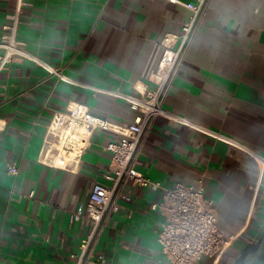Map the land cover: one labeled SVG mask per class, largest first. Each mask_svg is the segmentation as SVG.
Returning <instances> with one entry per match:
<instances>
[{"label": "crops", "instance_id": "crops-1", "mask_svg": "<svg viewBox=\"0 0 264 264\" xmlns=\"http://www.w3.org/2000/svg\"><path fill=\"white\" fill-rule=\"evenodd\" d=\"M18 0H0V40ZM18 40L63 69L75 85L58 83L29 60L17 59L0 75V264H75L90 225L74 214L93 187H111L118 136L97 130L80 170L69 173L40 162L55 113L76 104L128 126V103L97 90L141 97L159 82L164 38L176 36L192 0H24ZM165 110L231 137L264 156V0H209L179 70L164 98ZM139 170L153 185H123L118 213L107 222L96 252L104 264H170L158 236L166 223L165 190L202 186L219 229L237 236L228 251L198 264H233L264 229V167L246 151L214 141L165 118L146 137ZM19 171L14 176L9 167ZM158 183L159 186L154 184Z\"/></svg>", "mask_w": 264, "mask_h": 264}, {"label": "built area", "instance_id": "built-area-1", "mask_svg": "<svg viewBox=\"0 0 264 264\" xmlns=\"http://www.w3.org/2000/svg\"><path fill=\"white\" fill-rule=\"evenodd\" d=\"M168 1L181 4L178 0ZM208 1L192 0L190 3L182 4L192 12L193 16L183 27L177 47L173 46L176 36L168 35L164 38L162 74L154 91L137 97L120 91L97 90L129 104L130 109L137 113L136 119L130 125L114 124L92 114L87 106L81 104L68 107L66 112L54 114L40 151V162L50 168L69 173L78 172L83 157L92 145L93 133L97 130L119 137L117 141L110 142L107 146V150L112 153V165L111 173L106 175V179L112 181L113 185L106 187L96 184L89 201L81 205L73 216L75 221L86 219L90 225V230L80 244L78 253L71 255L75 264L105 263L104 256L96 252V246L110 217L119 212L120 200L131 201V198L122 196L123 185L127 182L142 188L153 185L152 181L142 174L139 167L146 137L158 118L162 117L187 125L214 141L249 152L264 167V156L250 152L239 141L201 125L190 123L163 107L167 90L179 70L183 55ZM27 5L24 0H18L14 13L8 16L10 23L4 26L5 33L0 40V75L17 59H22L33 62L58 83L75 85V81L65 74L63 69L55 68L29 53L25 49V44L18 40L21 15ZM8 173L16 176L19 171L11 166L8 168ZM154 185L159 186L158 183ZM152 209H160L166 218V223L158 236V242L170 264H198L204 258L222 256L237 240V236H226L219 229L212 202L204 198V189L201 185L177 184L165 190L163 201L152 205Z\"/></svg>", "mask_w": 264, "mask_h": 264}, {"label": "water", "instance_id": "water-1", "mask_svg": "<svg viewBox=\"0 0 264 264\" xmlns=\"http://www.w3.org/2000/svg\"><path fill=\"white\" fill-rule=\"evenodd\" d=\"M233 264H264V229L255 242L242 248Z\"/></svg>", "mask_w": 264, "mask_h": 264}]
</instances>
